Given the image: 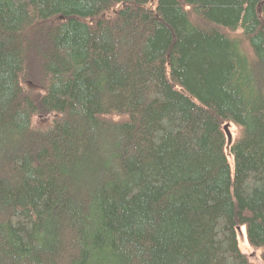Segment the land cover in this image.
Here are the masks:
<instances>
[{
    "label": "trees",
    "instance_id": "16d2710c",
    "mask_svg": "<svg viewBox=\"0 0 264 264\" xmlns=\"http://www.w3.org/2000/svg\"><path fill=\"white\" fill-rule=\"evenodd\" d=\"M243 230L264 264V0H0V264H255Z\"/></svg>",
    "mask_w": 264,
    "mask_h": 264
},
{
    "label": "rangeland",
    "instance_id": "374dc122",
    "mask_svg": "<svg viewBox=\"0 0 264 264\" xmlns=\"http://www.w3.org/2000/svg\"><path fill=\"white\" fill-rule=\"evenodd\" d=\"M111 12L112 13L110 14V17H112L114 15V11H111ZM225 128H226V129H224V133H225V137H226L225 155L228 158L229 164L232 165L230 147L236 141V139H237L236 136L238 134V131H237V128L232 124H228L227 126H225ZM242 234H243L242 236H241V234H240V236H238V244H239L240 250L243 252V254L248 255L250 260L253 263L262 264L260 259H259L258 253L253 251L252 248L247 243L246 238H245V234H244V230L242 231Z\"/></svg>",
    "mask_w": 264,
    "mask_h": 264
},
{
    "label": "water",
    "instance_id": "95a60500",
    "mask_svg": "<svg viewBox=\"0 0 264 264\" xmlns=\"http://www.w3.org/2000/svg\"><path fill=\"white\" fill-rule=\"evenodd\" d=\"M224 129H226V128L224 127Z\"/></svg>",
    "mask_w": 264,
    "mask_h": 264
}]
</instances>
